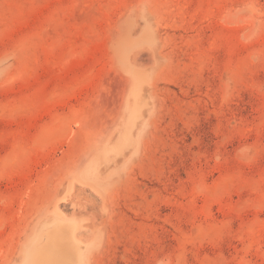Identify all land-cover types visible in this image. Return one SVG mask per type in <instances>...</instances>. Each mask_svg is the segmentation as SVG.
I'll use <instances>...</instances> for the list:
<instances>
[{
	"label": "rangeland",
	"instance_id": "obj_1",
	"mask_svg": "<svg viewBox=\"0 0 264 264\" xmlns=\"http://www.w3.org/2000/svg\"><path fill=\"white\" fill-rule=\"evenodd\" d=\"M57 229L61 264H264V0H0V264Z\"/></svg>",
	"mask_w": 264,
	"mask_h": 264
},
{
	"label": "bare ground",
	"instance_id": "obj_2",
	"mask_svg": "<svg viewBox=\"0 0 264 264\" xmlns=\"http://www.w3.org/2000/svg\"><path fill=\"white\" fill-rule=\"evenodd\" d=\"M101 103H103V102L101 101ZM104 103H107L106 100L104 101ZM103 105H101V106H103ZM102 108L107 109L105 107H102ZM99 115H101V114H99ZM96 116H97V114H96ZM103 116H105V115H103ZM99 120H101V119H99ZM69 235H70V233L68 230H66V232H65L62 229H57L52 234V240L42 255L41 264H61L63 261L65 262V260H67L68 262L71 261L73 253L77 252V249L75 250V248L78 245H77V241L75 239L72 241L70 238V240H69ZM63 241H65V244H67V247L72 250L71 253L66 252V248L63 245Z\"/></svg>",
	"mask_w": 264,
	"mask_h": 264
}]
</instances>
